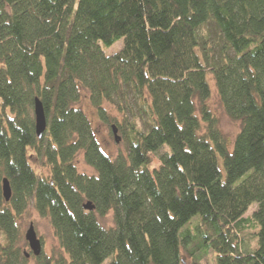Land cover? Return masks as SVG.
Masks as SVG:
<instances>
[{
	"label": "trees",
	"instance_id": "1",
	"mask_svg": "<svg viewBox=\"0 0 264 264\" xmlns=\"http://www.w3.org/2000/svg\"><path fill=\"white\" fill-rule=\"evenodd\" d=\"M209 75L239 126L231 142L207 104ZM83 96L125 134V154L103 152ZM29 207L48 218L59 256L23 251ZM0 233V264H184L183 253L197 264L196 251L264 264V0H0Z\"/></svg>",
	"mask_w": 264,
	"mask_h": 264
},
{
	"label": "rangeland",
	"instance_id": "2",
	"mask_svg": "<svg viewBox=\"0 0 264 264\" xmlns=\"http://www.w3.org/2000/svg\"><path fill=\"white\" fill-rule=\"evenodd\" d=\"M121 48V41L115 43L110 48L105 49V53L108 55L114 54L115 52H118ZM207 81L210 87L211 97L208 101V106L211 109V111L215 114L219 121V127L221 131L226 135V137L232 141L234 136L239 130V126L237 122L231 121L223 112L218 97L216 95L214 83L212 80V76H207ZM79 108L85 112L87 117L92 123V126L95 130V136L97 138V141L99 142V145L103 152L107 154L108 156L114 158L118 154H125L126 153V136L121 131L116 130L115 134H112L109 130V128L100 123L94 109L91 107L90 102L88 99L83 96L80 100V103L78 104ZM115 136L118 138V141L115 142ZM160 153V152H159ZM159 153L155 155H151L150 157V170L158 167V155ZM77 169L80 172H83L85 174L91 175L94 174L93 170L85 165L82 155H78L75 160ZM30 164L31 167L35 170V172L39 175H46L47 174V168L44 166V162L34 156H30ZM219 167L222 169V161L219 159ZM255 210V206L249 207L247 212L245 213L244 217H250L252 215V212ZM199 221V217L195 216L188 225L191 227V235H193V242L192 245L189 247L195 248L196 243H198L201 240V234L199 231H197L196 224ZM99 222L106 228L113 227V219H112V213L106 214L104 217L99 218ZM20 230L21 235V242L20 244L23 246V251L29 252V248L25 244L24 235L25 232L29 229L30 226L33 227V230L35 232L36 238L39 239L41 243V251L48 255L57 257L61 254V250L58 246L57 239L54 236L53 230L50 226V222L48 218L40 217L35 210L32 207H29L25 214L22 215V217L17 222ZM251 232L250 227L246 228L243 235H248ZM3 241L2 235L0 233V243ZM194 244V245H193ZM250 245L253 243H249ZM185 263L184 264H192V260L186 256L185 253H183ZM197 258V264H216L214 262V257L211 252L202 253L200 251H196ZM33 259L29 258L28 263L33 264Z\"/></svg>",
	"mask_w": 264,
	"mask_h": 264
},
{
	"label": "water",
	"instance_id": "3",
	"mask_svg": "<svg viewBox=\"0 0 264 264\" xmlns=\"http://www.w3.org/2000/svg\"><path fill=\"white\" fill-rule=\"evenodd\" d=\"M33 115H34V126L35 133L37 138H41L47 128V119L43 110V106L38 98L34 99L33 103ZM115 134V131L113 132ZM118 141V138L115 136V142ZM11 195L10 187L7 180L2 182V197L5 201L9 200ZM84 209L91 211L93 210V205L90 202L84 204ZM24 239L28 243V247L34 256H37L41 252V243L40 240L36 238L33 227L30 226L29 229L25 232Z\"/></svg>",
	"mask_w": 264,
	"mask_h": 264
}]
</instances>
